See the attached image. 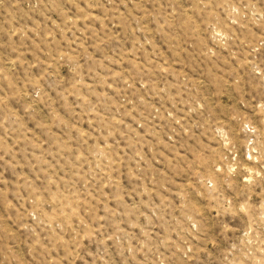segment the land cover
I'll list each match as a JSON object with an SVG mask.
<instances>
[{"label":"rangeland","instance_id":"1","mask_svg":"<svg viewBox=\"0 0 264 264\" xmlns=\"http://www.w3.org/2000/svg\"><path fill=\"white\" fill-rule=\"evenodd\" d=\"M0 264H264V0H0Z\"/></svg>","mask_w":264,"mask_h":264}]
</instances>
